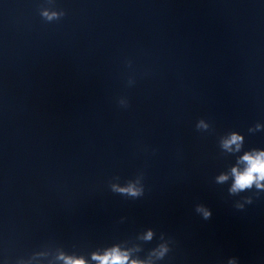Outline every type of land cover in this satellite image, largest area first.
Returning <instances> with one entry per match:
<instances>
[{
    "label": "clouds",
    "instance_id": "obj_1",
    "mask_svg": "<svg viewBox=\"0 0 264 264\" xmlns=\"http://www.w3.org/2000/svg\"><path fill=\"white\" fill-rule=\"evenodd\" d=\"M196 129L198 131H201V129L208 131L209 124H206L204 119H200L196 123ZM261 130H264V124L258 122L253 127H250L248 132L255 133ZM244 139V136L239 132L230 131L220 137L219 146L226 153L235 155L241 151ZM240 165H243V167H240ZM230 176L232 183L228 188L229 195L236 196L241 192L253 189L258 193L264 191V149L252 148L245 150L243 155L237 156L236 164L231 167L230 173H221L215 178V182L217 184H224L229 180ZM114 179L119 180V177H115ZM109 186L112 192L132 199H137L144 195V186H138V182L131 180L127 181L123 186L111 182ZM243 201L244 203H235V207L242 210L246 203H252V198L245 197ZM195 210L203 213L205 220L209 219L212 215L210 210L200 204L196 205ZM155 235V231L152 228H148L146 234L143 236V240L151 242ZM159 239L161 242L147 253V259L130 260L129 253L121 251L119 247H112L103 255L93 254L92 259L97 261L98 264H157V262L164 260L168 255L171 251L170 245L173 243L171 238H165L164 233L160 234ZM62 259L65 260V264H85L82 258L62 257ZM227 264H239V260L237 257H230L227 260Z\"/></svg>",
    "mask_w": 264,
    "mask_h": 264
}]
</instances>
